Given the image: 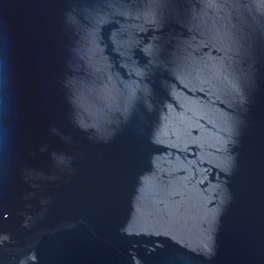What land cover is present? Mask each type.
<instances>
[{
  "label": "water",
  "instance_id": "obj_1",
  "mask_svg": "<svg viewBox=\"0 0 264 264\" xmlns=\"http://www.w3.org/2000/svg\"><path fill=\"white\" fill-rule=\"evenodd\" d=\"M0 264H264V0H0Z\"/></svg>",
  "mask_w": 264,
  "mask_h": 264
}]
</instances>
